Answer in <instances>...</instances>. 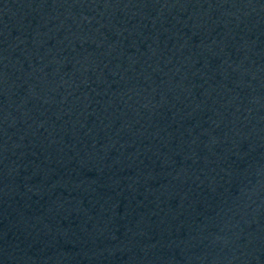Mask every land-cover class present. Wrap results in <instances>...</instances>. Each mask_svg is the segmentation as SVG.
Instances as JSON below:
<instances>
[{"label": "water", "instance_id": "obj_1", "mask_svg": "<svg viewBox=\"0 0 264 264\" xmlns=\"http://www.w3.org/2000/svg\"><path fill=\"white\" fill-rule=\"evenodd\" d=\"M227 73L264 108V0H168Z\"/></svg>", "mask_w": 264, "mask_h": 264}]
</instances>
